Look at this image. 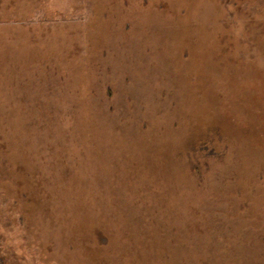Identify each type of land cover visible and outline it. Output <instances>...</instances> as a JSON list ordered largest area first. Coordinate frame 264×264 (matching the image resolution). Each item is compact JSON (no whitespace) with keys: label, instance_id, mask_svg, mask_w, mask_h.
I'll list each match as a JSON object with an SVG mask.
<instances>
[{"label":"rangeland","instance_id":"1","mask_svg":"<svg viewBox=\"0 0 264 264\" xmlns=\"http://www.w3.org/2000/svg\"><path fill=\"white\" fill-rule=\"evenodd\" d=\"M264 264V0H0V264Z\"/></svg>","mask_w":264,"mask_h":264},{"label":"trees","instance_id":"2","mask_svg":"<svg viewBox=\"0 0 264 264\" xmlns=\"http://www.w3.org/2000/svg\"><path fill=\"white\" fill-rule=\"evenodd\" d=\"M2 264H4V263H2Z\"/></svg>","mask_w":264,"mask_h":264}]
</instances>
